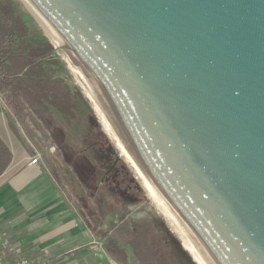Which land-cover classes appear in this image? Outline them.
I'll return each instance as SVG.
<instances>
[{"label": "water", "instance_id": "water-1", "mask_svg": "<svg viewBox=\"0 0 264 264\" xmlns=\"http://www.w3.org/2000/svg\"><path fill=\"white\" fill-rule=\"evenodd\" d=\"M25 1L208 264H264V0Z\"/></svg>", "mask_w": 264, "mask_h": 264}, {"label": "rangeland", "instance_id": "rangeland-1", "mask_svg": "<svg viewBox=\"0 0 264 264\" xmlns=\"http://www.w3.org/2000/svg\"><path fill=\"white\" fill-rule=\"evenodd\" d=\"M1 1L8 2L14 11L23 18L31 31L41 34L54 48V57L63 67V73L60 75L63 82L73 92L76 91L81 95L90 114L87 116L88 112H85L87 116L85 119L78 117V115L72 119L63 112L53 110H51L52 112H34L23 103H21V114H17L11 105V103L16 104V99L9 93H6L10 96L9 101H7L6 96L0 93V114L3 115L6 121L18 128L30 151L32 149L37 150L41 155L42 162L59 182L63 193L73 201L77 209L82 210L81 214L84 222L93 228L95 242L102 244L101 250L108 255L110 264H142L136 255L138 254L141 257L142 253L139 255L138 252L132 251L129 245L130 241L137 239L135 237L137 233L143 234L147 249L157 247L163 252V259L168 260L167 263L165 261L166 264H196L148 200L135 169L127 163L115 141L104 131L92 103L77 83L72 72V65L65 59V51L57 49L51 43L23 0ZM93 129L102 136L111 156H115L119 160L130 179L139 188V203L126 204L121 198H115L111 193L106 194L103 186H101V189L99 188L104 192L103 196L102 191L99 192L102 196L101 201L97 198H90L94 197V192L90 190L92 184L87 181V177L89 178L88 174L92 173V169L89 165L81 164V162L90 159L82 153L89 149L88 146L93 139ZM59 130H62V132H59ZM90 178L89 180L92 183L96 180L95 177ZM68 180H70V183ZM75 188L76 191L85 196L84 201L76 199ZM87 203L93 215L87 211ZM143 250L145 248L141 252ZM146 252L142 256L143 258H148L150 252L148 250ZM154 263L155 261L147 259L144 264ZM156 263L160 264L159 261Z\"/></svg>", "mask_w": 264, "mask_h": 264}, {"label": "crops", "instance_id": "crops-1", "mask_svg": "<svg viewBox=\"0 0 264 264\" xmlns=\"http://www.w3.org/2000/svg\"><path fill=\"white\" fill-rule=\"evenodd\" d=\"M87 116L83 112L80 117ZM0 141L11 154V162L0 176V234L18 250L11 259L28 258L46 264H110L108 255L95 248L93 228L84 222L82 210L63 193L42 160L36 166L29 165L35 149L29 150L18 128L1 114ZM84 161L81 164L93 166ZM91 184L94 197L90 198H96L97 184ZM74 191L76 199H85L76 188ZM86 209L90 212L89 204Z\"/></svg>", "mask_w": 264, "mask_h": 264}, {"label": "trees", "instance_id": "trees-1", "mask_svg": "<svg viewBox=\"0 0 264 264\" xmlns=\"http://www.w3.org/2000/svg\"><path fill=\"white\" fill-rule=\"evenodd\" d=\"M62 68L50 43L41 34L32 32L8 2L0 0V93L7 101L10 96L6 93L16 99V104L11 103L15 112L21 114V103L34 112L53 110L72 119L89 112L81 95L63 82ZM10 162L11 154L0 141V176ZM137 234V239L130 241L129 245L134 252L142 253L141 257L136 254L138 260L142 264L147 259L166 264L168 260L163 259V252L157 247L147 249L143 234ZM146 250L150 254L143 258Z\"/></svg>", "mask_w": 264, "mask_h": 264}, {"label": "bare ground", "instance_id": "bare-ground-1", "mask_svg": "<svg viewBox=\"0 0 264 264\" xmlns=\"http://www.w3.org/2000/svg\"><path fill=\"white\" fill-rule=\"evenodd\" d=\"M26 4L28 9L31 13L35 16L36 20L38 21L39 25L41 26L42 30L44 31L45 35L48 39L55 45L57 48H61L64 50L63 46L59 42L58 38L53 34V32L47 27V25L41 20V18L36 14V12L30 7V5L23 0ZM65 51V50H64ZM65 59L72 65V72L84 91L86 97L92 103L95 112L97 113L99 120L102 124L104 131L107 135L115 141L117 146L119 147L123 157L126 159L127 163H129L136 171L138 177L140 178L143 188L146 192L148 200L153 204L158 214L164 219L170 229L174 232L177 238L182 243L183 249L187 252V254L193 259L194 263L196 264H208L206 259L203 257L199 249L196 247L192 239L189 237L183 226L180 224L176 216L173 214L169 206L166 204L162 196L159 194L151 180L149 179L148 175L126 144L125 140L103 109L102 105L80 74L79 70L65 51Z\"/></svg>", "mask_w": 264, "mask_h": 264}, {"label": "flooded vegetation", "instance_id": "flooded-vegetation-1", "mask_svg": "<svg viewBox=\"0 0 264 264\" xmlns=\"http://www.w3.org/2000/svg\"><path fill=\"white\" fill-rule=\"evenodd\" d=\"M92 141L88 146V151L82 153L84 156H88L89 162H92L93 166L89 165L92 169V173H89L87 177L88 182H92L90 177H95L93 181L97 185L96 198L101 201L103 191L99 190L103 186L105 187L106 194H113L114 197H119L126 204L139 203V188L130 179L124 166L121 165L119 160L106 148V142L102 139V136L93 129ZM99 154V155H98ZM87 164V163H86ZM88 165V164H87ZM102 191V196L99 193Z\"/></svg>", "mask_w": 264, "mask_h": 264}, {"label": "built area", "instance_id": "built-area-1", "mask_svg": "<svg viewBox=\"0 0 264 264\" xmlns=\"http://www.w3.org/2000/svg\"><path fill=\"white\" fill-rule=\"evenodd\" d=\"M78 83V82H77ZM41 162V155L34 150L33 156L30 159L29 165L36 166ZM97 250H101L102 244L95 242L93 243ZM17 248L4 236L0 234V264H46L45 262H37L28 259V258H16L11 259V256H17Z\"/></svg>", "mask_w": 264, "mask_h": 264}]
</instances>
